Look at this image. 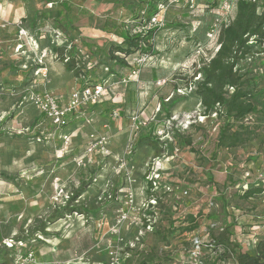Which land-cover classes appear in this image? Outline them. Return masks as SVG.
Returning a JSON list of instances; mask_svg holds the SVG:
<instances>
[{
    "label": "rangeland",
    "instance_id": "rangeland-1",
    "mask_svg": "<svg viewBox=\"0 0 264 264\" xmlns=\"http://www.w3.org/2000/svg\"><path fill=\"white\" fill-rule=\"evenodd\" d=\"M50 1L59 0H41V19L48 22V29L55 25L71 39L75 30H82V37L67 47L90 72L89 78L127 73L129 68L109 65L110 49L119 40L100 28L107 15L122 13L123 5L132 9L141 0H71L73 27L63 17L65 12ZM197 1L190 8L182 1L180 6L170 3L167 24L157 33L155 58L141 68L146 79L155 69L161 77L151 85H145L141 75L140 81L125 88L115 83L109 93L121 112L115 119L111 112L104 116L86 109L73 114L66 127H56L31 103V95L48 90L64 100L72 85L85 79H77L52 50L47 63L36 68L22 65L25 51L4 56L0 264H184L195 237L206 242L228 230L235 241L234 216L246 233L257 220L264 221V198L244 199L240 187L245 169H264V47L241 64L257 84L255 109L230 131L240 142L221 149L214 160L213 140L226 119L216 114L203 117L201 101L194 94V81L201 79L194 74L215 50L205 39ZM167 68L173 74L164 77ZM173 97L179 99L174 109L168 101ZM135 115H142L147 125L133 131ZM155 123L160 153L145 139ZM187 139L193 144L187 145ZM76 194L78 199L70 202ZM154 197L158 203L150 215L146 209ZM212 200L218 207H208ZM65 207L84 213L66 212L55 220ZM209 213L223 231L213 229L207 235ZM190 215L197 218L194 230L187 229ZM148 220L158 233L148 229ZM41 226L46 234L38 232ZM225 264L236 263L230 258Z\"/></svg>",
    "mask_w": 264,
    "mask_h": 264
},
{
    "label": "trees",
    "instance_id": "trees-1",
    "mask_svg": "<svg viewBox=\"0 0 264 264\" xmlns=\"http://www.w3.org/2000/svg\"><path fill=\"white\" fill-rule=\"evenodd\" d=\"M171 0H141L140 4H135L127 14L113 13L111 16L105 18V23L102 29L107 33L119 38V43L110 49L111 68L122 67L130 68L127 58L139 51L141 53H155L152 48L151 35L152 31L144 34H134L133 29L142 21V12L144 10L148 13H153L158 10L157 3L169 2ZM183 2L190 8L189 0H176L177 6ZM54 2V1H53ZM65 12V19L71 27L73 7L70 0L57 1ZM217 2L203 0L201 4L198 3L199 11L204 12L210 9ZM235 7L231 23L224 24L220 31V47L216 51V55L210 60L203 62L198 70L195 72L196 76L201 75V79L195 80L194 94L199 98L202 105V112L204 116L210 117L213 114L226 119L220 126L218 131V138L214 141L212 159H217L221 149L228 147H235L240 142V138L231 130L240 122H244L248 115L255 109V93L257 84L254 83L249 72L241 67L242 62L249 59L250 56L255 55L260 46L264 47V13L257 12V4L250 0H234ZM190 11V10H189ZM172 23V22H171ZM206 26V24L204 25ZM254 38L255 43L250 44L249 41ZM65 44V43H64ZM63 43L53 44L51 42V50L59 56V59L64 63L65 68L76 73V77L85 79L81 81V85L90 83L93 85L100 84V80L89 78L90 72L86 67H82L78 63V58H69L68 45ZM110 68V67H109ZM37 70V69H36ZM34 69V72L36 71ZM111 70V69H110ZM177 99V100H176ZM179 99L177 97L170 98L171 108L177 105ZM117 107V106H116ZM119 108H107L106 112L113 114ZM171 111V110H170ZM121 113V112H120ZM75 114V113H73ZM72 114V115H73ZM168 116H171L169 114ZM164 123V122H163ZM157 123L154 124V131L145 139L149 145L156 148L160 153V149L156 146L160 143V136L156 135ZM243 127V125H241ZM187 145H192V139H187ZM213 160V161H214ZM263 191L262 187L252 186L242 194L244 199L253 198ZM80 194L72 196L70 202L77 200ZM67 207L59 211L55 215V220L65 217L73 212L84 213L83 209L73 208L69 210ZM68 212V213H66ZM86 212V211H85ZM208 216L213 219L215 215L209 213ZM190 227L188 230L198 228L197 218L194 215L189 217ZM38 232H44V226L37 229ZM154 233H158L155 226ZM227 233V235H226ZM229 234V235H228ZM227 237V238H226ZM217 245L221 248H215L212 254L211 264H217L219 261H227L233 259L236 264H264V241H259L254 248L250 250H243L239 244L231 242V235L228 230L219 238H214ZM237 246L238 249L235 248ZM234 246V247H233Z\"/></svg>",
    "mask_w": 264,
    "mask_h": 264
},
{
    "label": "built area",
    "instance_id": "built-area-1",
    "mask_svg": "<svg viewBox=\"0 0 264 264\" xmlns=\"http://www.w3.org/2000/svg\"><path fill=\"white\" fill-rule=\"evenodd\" d=\"M176 2V0H171L169 2H160L157 3L158 10L154 11L153 13H148V11L144 10L142 12V22L136 26L133 29L134 34H144L148 33L149 31H152V48L153 51L156 49L157 43H158V37L157 33L158 31L165 28L167 24L166 20V14L170 9L171 2ZM208 1V0H207ZM214 1V0H209ZM216 4L212 6L209 10L212 13L213 21L210 24L208 30L206 31V39L210 42V44L214 45V57L216 55V51L220 47V31L224 24L231 23V18L233 17V11L235 7L234 0H216ZM252 2H255L257 4V12L259 14L264 13V0H250ZM190 3V7H193L194 3L193 0L188 1ZM52 4V3H51ZM197 5V3H196ZM18 26V44L15 47V51H25L26 47H33L34 49H38L40 47L39 40L36 35H33L29 32V30L24 26L23 20H18L16 23ZM4 24L0 23V30ZM39 31V30H38ZM40 32V31H39ZM41 35V34H40ZM40 37V36H39ZM51 38L53 44L58 43H65L74 41L77 42L78 39L70 37H67L63 30H61L59 27H53L51 29ZM55 40V41H54ZM250 44L255 43L254 38H252L251 41H249ZM64 44V45H65ZM51 52V51H50ZM156 54L152 53H141L139 51L136 52V55L131 59L130 57L127 58L131 69L130 72L126 75H124L119 82L127 85L131 83L132 81H140V75L142 73L141 68L147 64H150V62L155 58ZM45 56H48V49H44L42 51V54L40 57H38V60L35 62L39 65H43L44 61L43 58ZM69 58H76L75 53H72L69 55ZM211 57V58H212ZM210 58V59H211ZM209 59V60H210ZM107 70H109V67H106ZM45 72V71H44ZM78 79V78H77ZM100 84H90L86 83L84 86H73L71 95L69 98V101L66 105H61L59 103L58 97L56 93L53 91H40L36 92L31 95L30 101L31 103L38 107L45 115V117L52 122L53 125H56V127L62 129L68 125L67 117L70 114L77 113L79 110H82L83 108L89 107L92 104L97 103L104 94L105 87L109 85V79H100ZM120 112L115 111L113 113V117L117 118L119 117ZM205 117V116H203ZM133 131H136L140 128H143L145 125H147V122L140 117V115H135L133 118ZM255 186V187H262L263 191L259 193L262 198H264V169H245L243 172V175L241 177V192L242 194L246 191V189ZM158 201H156V198H152L148 202V208L147 211H150V215H154V207L157 205ZM209 208H216L218 207V204L212 200L208 204ZM209 217V216H208ZM123 218H126L125 216ZM258 219H262L261 216H258ZM237 222V233H233L232 237L235 236V242L238 243L239 246L243 250H250L254 248V246L261 240L264 241V221L257 220L253 226L250 228V233H246L242 230V226L240 223H238V218L235 219ZM149 222L146 224L148 229H151L154 231L155 227H153V223L148 220ZM218 223L216 220L211 219V222L209 224V230L206 233H210L213 229H220L219 226L217 227ZM235 226V225H234ZM220 230L223 231V228ZM234 232V231H233ZM233 240V239H232ZM202 240L200 237H195L193 240V247L192 251L189 256V260L186 261L188 264H207V260H211V255L214 253L215 248H221V245H217L215 243V239L209 238L207 240ZM206 252V253H205ZM205 254V255H204ZM210 257V258H209ZM205 259V260H204ZM184 263V264H186ZM211 264V263H209ZM217 264H225V261H219Z\"/></svg>",
    "mask_w": 264,
    "mask_h": 264
},
{
    "label": "crops",
    "instance_id": "crops-1",
    "mask_svg": "<svg viewBox=\"0 0 264 264\" xmlns=\"http://www.w3.org/2000/svg\"><path fill=\"white\" fill-rule=\"evenodd\" d=\"M202 1L203 0H198L197 2L199 4H201ZM54 2L57 4V7H58V9L60 11L65 12V10L62 7L59 6L60 4L57 1H54ZM54 2L50 1V3H52V4ZM50 3H49V5H50ZM42 9H44V8H43V6H41V0H0V23L4 24V26L0 30V70H2L1 68L3 67L2 62L5 59L4 56L10 55V57H12L13 55L15 56V53H17L15 51V47H16V45L19 42L18 41V30H19V28L16 25L18 20H21V19L23 20L24 26L29 30V32L31 34L37 36V38L39 40V44H40V47L38 49H36V48L34 49L33 47H31V48L30 47H26V49H25L26 53L24 52L22 54V56H21V57H23V62H22L23 66L24 65H26V66L29 65L31 68H36L37 65H39V64L36 63L35 61H36V59L38 57H40V55L42 54V51L44 49H48V52L51 51V42H52V40H50L49 36H51V29L53 27H55V25L52 26V24H51L50 29H48V26H49L48 22H46L45 20L41 19V15L40 14H41V10ZM122 10H123L122 13H124V15H125L131 9L128 6L123 5ZM37 12H38V14H37ZM113 13L107 15L106 18L108 16H111ZM65 16H66V12H65L63 17L65 18ZM212 18H213V16H212V13H211L210 10L206 9L204 12H202V17L200 19H201V21H203L202 22L203 25L201 26V28L204 27L203 33L206 34V31L208 30L210 24L213 21ZM205 24H206V26H204ZM31 25H33V27ZM100 31L103 34H106L107 36H109L111 38L119 40V38H116L115 36H113V35L107 33L106 31H104L102 29V27L100 28ZM74 32H75V35H74L73 38H76V39L79 40V38L82 37V30H78L77 29ZM205 39H206V37H205ZM158 49H160V47H158ZM156 51H155V53H156ZM162 57H163V55H162ZM163 59H164V57L162 58V60ZM43 61H45L47 63V56H45L43 58ZM150 64H151V62H150ZM150 64H147V65L150 66ZM159 65H161V64H159ZM130 69H131V67L128 69V71ZM128 71H127V73L126 72L123 73V71H121V76H122V74H123V76L128 74L130 72V71L129 72ZM169 74H173V72H172V70H169L167 68V71H163L162 76L167 77ZM145 75H146V70L144 68L143 72L141 74V77H142V80H143L145 85H151L153 83V81L160 76L158 69H155V71L153 70L152 73H151L150 78H148V79H146ZM121 76H120V74H118L116 77H112V76L107 77V79H109V85L105 87L106 89L104 91V94L102 95V98L97 103L92 104L89 107L83 108L82 110L92 109V110H94L96 112H100L101 115L105 116L107 108H110V109L111 108H117L116 107L117 102L113 98L110 97V94H109L110 91H112L113 89L116 88L115 85H114L115 83L120 84V87H122V88H125V87L129 86V84H130L129 83L127 85H124V84L120 83L119 80L122 78ZM73 86L74 85H72V87ZM72 87L70 88L71 90L69 91L67 97H65L64 100L61 99L56 94L57 97H58L59 103L61 105H66L67 102L69 101V98H70V95H71V91H72ZM40 112H41V114L44 115V113L41 110H40ZM71 116H72V114H70L67 117L68 121H69ZM110 116L113 117V114L110 115ZM140 117L145 120V118L142 115ZM45 119L48 120L46 117H45ZM113 119H115V118L113 117ZM257 195H259V194H257ZM250 199H253V198H250ZM230 214H232V211L230 212ZM233 218L234 219L238 218V223H240V221H239L240 219H239L238 216L237 217L234 216ZM236 226H237V224L235 223L234 227H236Z\"/></svg>",
    "mask_w": 264,
    "mask_h": 264
}]
</instances>
